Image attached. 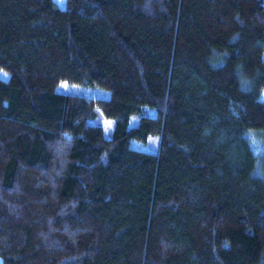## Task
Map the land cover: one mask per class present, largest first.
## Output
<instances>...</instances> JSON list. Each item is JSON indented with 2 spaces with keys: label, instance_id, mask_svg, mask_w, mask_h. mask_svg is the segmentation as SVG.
I'll list each match as a JSON object with an SVG mask.
<instances>
[{
  "label": "trees",
  "instance_id": "16d2710c",
  "mask_svg": "<svg viewBox=\"0 0 264 264\" xmlns=\"http://www.w3.org/2000/svg\"><path fill=\"white\" fill-rule=\"evenodd\" d=\"M63 4L0 0L1 264H264V0Z\"/></svg>",
  "mask_w": 264,
  "mask_h": 264
},
{
  "label": "rangeland",
  "instance_id": "374dc122",
  "mask_svg": "<svg viewBox=\"0 0 264 264\" xmlns=\"http://www.w3.org/2000/svg\"><path fill=\"white\" fill-rule=\"evenodd\" d=\"M55 1L57 2V5L59 7H63L64 0H55ZM55 89L57 92H60V93H71V94H76V95H80V96H84L86 98H92V99H106L109 96V91L106 89H100L98 87L88 86V85L73 84V83H68L65 81L59 82ZM259 99L264 104V91L260 92ZM150 113L153 114L154 111L151 110ZM99 119H100V122L98 121ZM98 120L95 121L94 119H92V120H89V122L93 124H99L101 127L103 126L102 128L103 135L105 137H108L109 133L107 132L108 130L110 132L112 128V120L105 119L102 116H99ZM108 122H111V127L108 126ZM135 122H136V118L133 117L129 121V125H133ZM153 138L154 136L148 137L145 143L133 141L132 146L136 147L137 149H142V150H146L149 152H153L154 151V147L152 145V141L154 140ZM0 264H1V258H0Z\"/></svg>",
  "mask_w": 264,
  "mask_h": 264
},
{
  "label": "snow or ice",
  "instance_id": "6c2138e0",
  "mask_svg": "<svg viewBox=\"0 0 264 264\" xmlns=\"http://www.w3.org/2000/svg\"><path fill=\"white\" fill-rule=\"evenodd\" d=\"M108 126L111 127V122H108Z\"/></svg>",
  "mask_w": 264,
  "mask_h": 264
}]
</instances>
